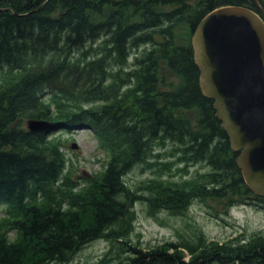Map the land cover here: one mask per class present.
<instances>
[{
	"label": "trees",
	"instance_id": "trees-1",
	"mask_svg": "<svg viewBox=\"0 0 264 264\" xmlns=\"http://www.w3.org/2000/svg\"><path fill=\"white\" fill-rule=\"evenodd\" d=\"M227 6L257 11L253 0H0V264H69L99 240L110 246L97 264H264V232L220 243L195 230L148 249L131 237L138 202L153 217L195 201L221 219L264 209L194 60L195 30ZM30 119L52 125L30 132L19 122ZM78 128L109 157L90 183L73 180L56 135ZM158 150L210 171L133 191L125 176L137 165L173 171L153 161Z\"/></svg>",
	"mask_w": 264,
	"mask_h": 264
},
{
	"label": "water",
	"instance_id": "water-1",
	"mask_svg": "<svg viewBox=\"0 0 264 264\" xmlns=\"http://www.w3.org/2000/svg\"><path fill=\"white\" fill-rule=\"evenodd\" d=\"M219 8L199 24L192 38L203 95L214 101L237 165L251 191L264 198V8ZM28 131L52 124L31 119Z\"/></svg>",
	"mask_w": 264,
	"mask_h": 264
},
{
	"label": "rangeland",
	"instance_id": "rangeland-1",
	"mask_svg": "<svg viewBox=\"0 0 264 264\" xmlns=\"http://www.w3.org/2000/svg\"><path fill=\"white\" fill-rule=\"evenodd\" d=\"M170 80L176 82L174 76H171ZM191 115L194 117L196 113L193 112ZM19 122L23 129L28 130V121ZM56 135L63 139V152L69 162L68 169L74 181L84 183L85 179L90 183L94 179L93 176L104 172L109 157L106 151L99 147L92 130L78 128L73 133L63 132ZM168 151L158 150L157 153L162 156L153 161L174 162L172 172L164 174L156 168L149 169L147 164H139L125 176L128 187L136 191L142 184L145 187L150 179L179 181L180 183V181L191 180L198 174L210 171V168L204 164L177 165V156L173 158L164 156ZM134 210L136 221L131 237L134 243L146 249L154 248L167 241H179L183 238L191 240L195 230L202 231L209 240L220 243L242 235L249 238L255 232H264V209L252 203L233 207L230 213L222 219L220 216L216 217V214L201 201H195L184 215L178 216L160 210L155 214L156 217H153L148 213L146 202L136 203ZM3 211L4 207L0 206V220L3 218ZM10 235L13 236V234ZM109 246L106 241H95L80 251L69 264H97L98 260L108 251Z\"/></svg>",
	"mask_w": 264,
	"mask_h": 264
}]
</instances>
